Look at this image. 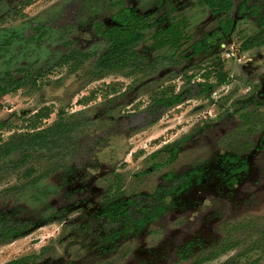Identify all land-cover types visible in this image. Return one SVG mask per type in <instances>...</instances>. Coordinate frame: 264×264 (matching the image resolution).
I'll return each mask as SVG.
<instances>
[{
    "label": "rangeland",
    "instance_id": "1",
    "mask_svg": "<svg viewBox=\"0 0 264 264\" xmlns=\"http://www.w3.org/2000/svg\"><path fill=\"white\" fill-rule=\"evenodd\" d=\"M234 2L226 13L200 0H0V75L12 71L28 79L16 92L0 97V144L13 133L31 130L28 125L41 109L52 111L38 123L42 126L55 122L61 110L75 122L84 120L73 133L80 141L76 152L35 154L17 165H9V159L16 161L20 154L6 159L0 170V210L30 221L31 229L13 241L0 239V264L27 255L34 256L33 264H132V251L154 245H163L166 256H156L148 264H178L177 251L213 211L225 214L211 219L213 231L219 229L225 238L222 246L229 249L202 264H264V140L258 147L264 133V102L258 104L251 96L264 69V46L241 48L260 30L255 15L248 14L255 5L264 9V0ZM123 5L146 14L149 27L138 49L149 65L136 73L130 68L100 72L94 60L108 45L101 31L115 23L113 15ZM228 14L235 26L224 36L220 21ZM183 17V46L158 47V32ZM195 41H203L206 48L194 52ZM68 55L72 56L63 62ZM217 61L228 73L225 83H217ZM208 70L213 71L209 82L216 84L201 92L198 83L205 81ZM188 88L182 101L155 105L163 92ZM179 139L170 162L167 148L154 154ZM215 152L237 153L248 163L239 175L242 181L228 193L230 200L210 194L195 209L188 203L190 208L177 213L175 197L169 194L162 204L168 209L144 227L142 240L125 236L107 247L99 245L100 232L115 229L104 220L100 225L92 222L91 215L74 206L86 197L100 200L108 188L115 190L120 184L125 195L151 207L156 203L154 191L173 182L167 172L185 173L195 162L209 163ZM238 159L230 164H238ZM29 167L36 169L27 176ZM111 196L107 191L106 197ZM65 207H71L67 222V214L58 213ZM132 210V218L140 215L139 209ZM151 231L162 235L148 236ZM217 247H212L213 253Z\"/></svg>",
    "mask_w": 264,
    "mask_h": 264
},
{
    "label": "trees",
    "instance_id": "2",
    "mask_svg": "<svg viewBox=\"0 0 264 264\" xmlns=\"http://www.w3.org/2000/svg\"><path fill=\"white\" fill-rule=\"evenodd\" d=\"M200 1L209 6L215 12L228 13L234 6V0ZM113 19L115 23H112L101 31L102 36L107 39L108 45L94 60L95 67L100 72L119 70L123 68H130V73L144 71L145 65L149 64L146 62L147 55H143V53L138 49V44L145 37L144 30L149 27L146 16L137 13V11L131 9V7L128 5H123L113 15ZM260 24L261 26L264 24V17L260 21ZM186 25L187 21L184 17L182 19H177V21H171L170 24L158 32L160 38L156 42V45L158 47H162L163 45L172 43L183 46L182 44L185 42L183 41V37L186 35L183 34V28ZM221 25L225 32H230L232 27H234V20L231 16L227 15L226 19L221 20ZM10 40L11 38H8L7 42ZM263 43L264 26H262V29L258 34L248 37L241 44V48L246 50ZM206 45L207 44H205L203 41H195L194 52H200L205 48ZM71 56L72 55L66 56L64 59L65 61L63 62L67 63ZM216 64L220 66V69L218 70L219 75L217 83L221 84L227 82L228 73L223 71V64L221 61H217ZM212 72V70H208L206 73H204L205 81L198 83L199 86L203 88L201 92H205L206 90L211 91L216 84L209 82ZM25 76L26 75L17 77L12 71H7L4 75H0V97L6 94L14 93L18 89L22 88L28 80ZM188 78L191 80L192 75H189ZM33 81L35 82V79H33ZM189 91H191L190 88L185 89L180 93H174L173 91H168V93L163 92V95L157 96L155 98V105H163L166 107L174 105L182 101ZM51 112L52 111L49 108H46V110H39L35 117L32 118L30 125H28L31 130L13 133L7 141H4L0 144V170L4 168L5 162H8L6 159L16 153L20 154L21 157L16 161H14L12 158L9 159V165L24 163L30 157H34L35 154H45L46 152H49L51 153L52 157L56 155L59 156L62 152H76L79 149L80 141L79 139L73 138V133L84 124V120L75 122L70 119V116L67 117V114L64 110H61L59 111L58 119L55 122L48 126L39 125L38 123H40V121L44 118L49 117ZM154 120L155 119H153L152 122ZM2 126H4V123L0 122V127ZM181 140L182 139L176 141L178 144H167L163 149L155 151L154 154L157 155L161 150L167 148L171 152L167 159V161L170 162L177 154ZM238 156L240 155H237V157ZM237 157L229 153L226 155V161L228 164L227 168L230 169L232 167L233 169H247L248 163L245 161V158L240 156L241 158L238 159ZM235 159L241 160V162L237 160L239 165L233 164L230 167V163H233V160ZM155 165H152L153 168ZM35 169V167H29L25 174L30 176L34 174ZM167 176L173 179V182L169 186L159 189L158 193H162L161 196L158 195L160 196L158 198L153 197L156 203L151 207H147L145 213L142 212L143 220L140 218H132L130 216L128 217L127 208H125L123 203H121L119 200V197L122 193L120 184L115 185V191H113L112 188L109 189L112 196L106 197L105 202L109 205L107 207V212L114 221V224L110 223V225L115 226L114 229L116 236H118L120 233H123L124 231H129L130 229L135 228L136 230H140L141 227L143 228V226H145L148 221L159 216L163 210V207L160 204H157L156 199L164 198L167 194L174 195L175 191H178L179 189L182 191L186 188V185L188 184V172L178 175L168 172L166 174V177ZM38 178H43V175H38ZM35 181H37L36 178L34 179V182ZM179 186L180 188H178ZM52 219L53 218L50 217L46 220L49 221ZM30 229V221H26L24 218H18L14 216L11 217L5 211L0 210V239L2 242H9L22 237L28 234ZM34 262V256L27 255L12 259L3 264H33Z\"/></svg>",
    "mask_w": 264,
    "mask_h": 264
},
{
    "label": "flooded vegetation",
    "instance_id": "3",
    "mask_svg": "<svg viewBox=\"0 0 264 264\" xmlns=\"http://www.w3.org/2000/svg\"><path fill=\"white\" fill-rule=\"evenodd\" d=\"M234 4H235V2H234ZM245 6H246L245 3H243L241 5L242 8ZM131 9L135 10L133 7H131ZM252 14L255 15V17L258 21V25L260 27V30L258 31V33H259L262 29V26H264V24L262 26L260 24V21L264 17V9H260L259 6L255 5L254 9H252L248 15L250 16ZM143 15H146V14H143ZM229 16H231V15H229ZM231 17L234 20V26H235V19L233 16H231ZM233 28L234 27H232L230 32H225V30L222 28L221 21H220V30L224 36L230 34L232 32ZM222 33H221V35H222ZM262 46H264V43L261 45L254 46L252 48L256 49V48L262 47ZM252 48H249V49H252ZM204 49H202V50H204ZM260 55H261V53H260ZM260 55H259V57H260ZM251 59H253V58H251ZM262 64L264 65V63H262ZM242 66H243V69L246 68L245 64ZM258 77L259 78L255 80L256 83L254 82L255 84H254L251 96H253V99H256L257 103L259 104L260 102H264V69H262V71L258 73ZM248 103H249L248 101H245L244 105H246ZM262 140H264V133L261 135L260 140L258 141V147L261 144ZM258 147L256 149H258ZM215 153L217 155H215L212 159H210L209 163H204V162L197 163V162H195V163H193V166L187 171L188 172V184L186 185V188L183 189L182 191H180V189L178 191H175V194L173 195L175 198L172 201V205H173L175 212L180 213L182 210H185L184 209L185 207H187V208L192 207L193 209H195V207L198 204H201L202 202H204L206 200V198H208L207 195L210 196V194H212L214 197H217V198L224 197L227 200H230V198L227 197V196H229L228 193H234L235 186L238 183H240V181H242V178H241L242 174L241 173L243 170L239 169V168L233 169L231 167L232 166L231 164H230L231 168L230 169L227 168L228 164L226 161V155H228V153H222V152H220V153L215 152ZM231 155H234L235 157H237L238 154L236 153V155L235 154H231ZM238 157H240V156H238ZM202 163H204V164H202ZM237 165H239V163ZM239 175H241V176H239ZM118 177H120L122 179V174L121 175L118 174ZM167 178L170 179V177H167ZM161 188L162 187H159L158 189H156L154 191L152 197H156V198L160 197L162 193L159 194L158 191ZM178 188H180V186ZM107 191H109V188H108V190L105 191V193L102 195V199H100V200L95 199L94 197H92V198L86 197L83 200L77 201V203H75L74 206L77 207L76 209L81 208L82 212H84L88 215H91V217L93 219L92 222L97 221V223L99 224V222L101 220H104L106 224H109V225H110V223L114 224V221L111 219V217L109 216V214L107 212V207L109 206L108 203L105 202ZM113 191H115V190H113ZM121 191H122V189H121ZM158 195H160V196H158ZM167 195H169V194H167ZM166 196L164 198H161V199H156L157 204H160L163 207V210L159 216L152 218L150 221H148V223L145 222L146 225H148L152 221L159 220L161 218L162 214L165 213V211L168 209L167 206L162 205L163 202L165 201L164 199L166 198ZM210 198H211V196H210ZM119 200L121 201V203H123L124 207L127 208L128 217L131 215V212L133 211L132 210L133 207H135V208L139 209V211H140V215L135 217V218H140L143 220L142 212L145 213V210L148 207L146 202H143V200H139L136 197L127 196L123 192L121 193ZM87 202H91V204L88 206ZM188 203L191 204L190 207L187 205ZM158 207H160V206H158ZM69 210L71 211V207H65L63 212H61V211L58 212L59 216L63 217V215L67 214ZM215 212L216 211H213L212 214L204 215L203 219L201 220L199 231L197 228H195V230H194L195 232H193V233L190 232L191 234L189 233V237L192 236V238L187 239L186 242L183 244V246L180 248V250L177 251L178 257L174 260L175 263L186 264V262H187V264H202L208 260H211L213 257H216L217 255L224 254L229 249V247H226V245L222 246V244L224 242L223 240L225 238L223 237L220 230L216 228V230L213 231L214 225L212 224L213 219H211L213 216L216 218V220H218V218L221 219L225 214H220V216H218L215 214ZM220 212H222V211H220ZM223 213H224V211H223ZM68 216L69 215L67 214L63 218V222H67ZM145 226H143V228L141 227L140 230H136V231H135V228L130 229L129 231L128 230L124 231L123 233H120L118 236L115 235L114 231H110V234L102 231V232H100L99 238L96 241L98 243H100L99 245L102 244V246L107 247V245H105L106 243H108V244L113 243L114 244L115 242L119 241L122 237H125V236H130L132 238L134 237L137 240H142L143 238H145V235H146L143 231ZM111 227L114 228L115 226L111 225ZM202 232H204V233H202ZM160 234L161 233H156V232L153 233L151 231L150 233H148V236L160 235ZM217 244H218V247H217L218 252L213 253L212 247L216 246ZM140 247L135 249L134 251H132V253H133L132 259H131V261L133 260L132 264H136V263L137 264H148L147 262L156 256H159V255L160 256H166V255H163L164 250H165V249L163 250V245H157V246L154 245V246H150V247H141V248ZM158 252H160V254ZM167 256L169 257L170 254H167ZM250 264H254V263L252 262Z\"/></svg>",
    "mask_w": 264,
    "mask_h": 264
}]
</instances>
